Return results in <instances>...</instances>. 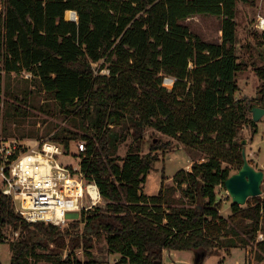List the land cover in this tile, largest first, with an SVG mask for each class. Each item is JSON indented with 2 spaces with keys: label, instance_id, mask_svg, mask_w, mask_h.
I'll use <instances>...</instances> for the list:
<instances>
[{
  "label": "trees",
  "instance_id": "trees-1",
  "mask_svg": "<svg viewBox=\"0 0 264 264\" xmlns=\"http://www.w3.org/2000/svg\"><path fill=\"white\" fill-rule=\"evenodd\" d=\"M237 2L2 0L0 95L4 74L27 72L61 113L77 120L73 126L81 134L58 129L52 140L66 150L70 142H86L80 169L104 201L61 230L23 221L0 191V236L5 227L18 233L9 244V264H104L92 253L101 238L107 253L118 257L114 264H163L165 251L217 256L235 248H251L254 260L264 262V200L231 204L224 218L216 199V188L242 167L239 132L249 126L256 133L252 109L264 108V88L257 103L235 98L236 77L247 69L236 54ZM67 11L76 12L77 22ZM196 15L221 18L219 43L203 41L184 24ZM254 73L264 81V65ZM165 77L174 79L170 89L162 85ZM3 105L1 133L3 118L15 123L25 114ZM145 128L199 151L204 160L178 170L169 185L162 175L154 196L141 188L160 143L146 155L137 144L118 156L127 133L132 130L138 142Z\"/></svg>",
  "mask_w": 264,
  "mask_h": 264
},
{
  "label": "rangeland",
  "instance_id": "rangeland-1",
  "mask_svg": "<svg viewBox=\"0 0 264 264\" xmlns=\"http://www.w3.org/2000/svg\"><path fill=\"white\" fill-rule=\"evenodd\" d=\"M2 4V0H0ZM237 14V40L236 54L241 62L246 64L247 69L240 72L237 77L239 86L238 92L235 94L237 100L259 102L261 98V90L264 88V81L256 76L254 69L264 65V47L257 45L261 42V32L255 27L259 17L264 18V0H238L236 6ZM2 8L0 9V17L2 16ZM184 24L188 25L190 31L206 42L219 43L221 41V18L210 15L192 16ZM99 64H94V68H98ZM96 72L98 70L96 69ZM103 72V73H102ZM101 74H108L107 70H101ZM0 106L8 102L13 106L23 108L25 114L19 118L17 122H11L6 118L2 119L4 131L2 134L7 137L16 138L22 141H36L42 139H51L58 129H67L78 134L82 130L75 128L73 125L78 124L75 118H68L61 113L55 102L46 93L40 90L37 82L27 72L11 73L3 76V92L0 95ZM252 118V115H251ZM257 132H252L249 126H244L238 134L237 143L240 146L241 154L244 151L248 163L256 170L264 173V116L262 115L256 122ZM133 131L127 134L125 142L120 146L118 156L123 158L128 151V147L140 145L141 155L150 152L152 144H159L160 149L155 152L158 161L146 177L142 185V192L147 196H154L158 193L162 181V175L165 180L164 185L172 183V177L175 173L184 169L190 171L193 161L202 162L203 154L197 150H188L176 140L162 136L159 132L152 128H145L139 136V141L132 136ZM78 141V140H76ZM76 141L70 142L71 150H74ZM167 147H163L166 142ZM223 163L222 166H226ZM260 200H264V181L261 185ZM255 198V197H254ZM216 199L221 202L220 215L224 218L231 215L230 205L231 199L227 191L223 187L216 188ZM252 198L248 199L251 200ZM252 203L253 201H249ZM247 202L242 207H245ZM104 201L98 207H103ZM7 227H5L6 229ZM63 230L66 227H59ZM4 230V234L12 237L9 232ZM218 250L217 256H204L200 254H190L189 252L170 251L166 253L163 264H264L257 263L254 260V250L251 248H235V250ZM232 251V252H231ZM92 253L96 258L104 264H114L116 255H110L106 251V243L103 238L95 243ZM231 253V256L229 255ZM229 255V256H228ZM79 259H83L81 251L77 252ZM244 256V257H243ZM11 252L7 244L0 246V264H9ZM243 259V260H242ZM175 262V263H174ZM37 264H50L42 260Z\"/></svg>",
  "mask_w": 264,
  "mask_h": 264
},
{
  "label": "built area",
  "instance_id": "built-area-1",
  "mask_svg": "<svg viewBox=\"0 0 264 264\" xmlns=\"http://www.w3.org/2000/svg\"><path fill=\"white\" fill-rule=\"evenodd\" d=\"M2 4L0 3V9ZM75 19L70 22H77ZM65 20L66 13H65ZM255 27L264 31V18L259 17ZM103 73V72H102ZM174 79L165 77L163 87L170 89ZM74 150H66L51 139L22 141L0 132V191L14 204V212L27 223L45 222L66 227L71 221L68 213H78L98 207L102 198L97 185L80 169V154L86 142H74ZM12 237L0 236V246H9ZM262 240V235H258ZM115 263V262H114Z\"/></svg>",
  "mask_w": 264,
  "mask_h": 264
},
{
  "label": "water",
  "instance_id": "water-1",
  "mask_svg": "<svg viewBox=\"0 0 264 264\" xmlns=\"http://www.w3.org/2000/svg\"><path fill=\"white\" fill-rule=\"evenodd\" d=\"M262 115L264 109L255 107L252 109V120L256 122ZM242 167L224 182V188L227 191L232 205L243 206L250 198L261 195V185L264 181V173L254 169L247 161L244 151H242ZM78 213H68L66 219L77 220ZM204 254L201 255V258Z\"/></svg>",
  "mask_w": 264,
  "mask_h": 264
},
{
  "label": "crops",
  "instance_id": "crops-1",
  "mask_svg": "<svg viewBox=\"0 0 264 264\" xmlns=\"http://www.w3.org/2000/svg\"><path fill=\"white\" fill-rule=\"evenodd\" d=\"M262 18H263V17H262ZM235 20H236V19H235ZM236 23H237V21H236ZM260 32H262V31H260ZM256 107L261 108L260 106H256ZM254 108H255V107H254ZM262 109H264V108H262ZM263 116H264V115H263ZM220 213H221V211H220ZM226 218H227V217H226ZM242 249H244V248H242ZM233 250H235V249H233ZM233 250H232V251H233ZM232 251H231V252H232ZM166 253H167V251L164 252V254H163V259L165 258ZM190 254H191V253H190ZM229 255L231 256V253H230ZM229 255H228V256H229ZM116 257H117V256H116ZM206 257H207V256H206ZM243 257H244V256H243ZM242 260H243V259H242ZM223 261H224V260H223ZM223 261H221V262H217V264H221V263H223ZM174 263H175V262H174ZM175 264H177V263H175Z\"/></svg>",
  "mask_w": 264,
  "mask_h": 264
}]
</instances>
